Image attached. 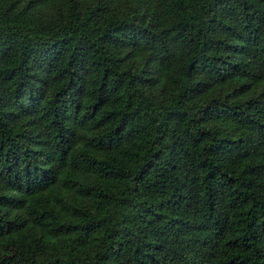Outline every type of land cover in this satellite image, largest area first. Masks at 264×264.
Wrapping results in <instances>:
<instances>
[{"label": "trees", "instance_id": "trees-1", "mask_svg": "<svg viewBox=\"0 0 264 264\" xmlns=\"http://www.w3.org/2000/svg\"><path fill=\"white\" fill-rule=\"evenodd\" d=\"M0 264H264V0H0Z\"/></svg>", "mask_w": 264, "mask_h": 264}]
</instances>
